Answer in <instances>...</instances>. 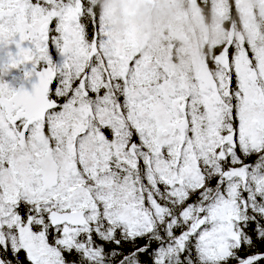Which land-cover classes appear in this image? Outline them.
<instances>
[{
  "label": "snow or ice",
  "instance_id": "6c2138e0",
  "mask_svg": "<svg viewBox=\"0 0 264 264\" xmlns=\"http://www.w3.org/2000/svg\"><path fill=\"white\" fill-rule=\"evenodd\" d=\"M176 2L0 0V264H264V0Z\"/></svg>",
  "mask_w": 264,
  "mask_h": 264
},
{
  "label": "rangeland",
  "instance_id": "374dc122",
  "mask_svg": "<svg viewBox=\"0 0 264 264\" xmlns=\"http://www.w3.org/2000/svg\"><path fill=\"white\" fill-rule=\"evenodd\" d=\"M105 2L111 3L115 9L114 16L117 19V27H121L120 21L123 19L120 11L119 0H105ZM180 10V0L176 3L170 4L162 18H158L157 10L150 8V6L142 5L138 15L135 17L136 22L140 25L142 36L150 43V46L165 49L168 46V41L173 37H177L181 46H187L189 44L195 46L200 40V33L203 31V26L191 18H185L183 22L177 25L174 32L165 34L164 29L169 21L175 19L177 13ZM186 34V38L184 36ZM164 40V41H163ZM20 69H12L8 75H5L3 79L8 81L15 87L18 81L13 80V76H20Z\"/></svg>",
  "mask_w": 264,
  "mask_h": 264
},
{
  "label": "water",
  "instance_id": "95a60500",
  "mask_svg": "<svg viewBox=\"0 0 264 264\" xmlns=\"http://www.w3.org/2000/svg\"><path fill=\"white\" fill-rule=\"evenodd\" d=\"M19 86V83L16 85V87H18ZM25 88L27 89V90H31V84H29V83H25Z\"/></svg>",
  "mask_w": 264,
  "mask_h": 264
},
{
  "label": "trees",
  "instance_id": "16d2710c",
  "mask_svg": "<svg viewBox=\"0 0 264 264\" xmlns=\"http://www.w3.org/2000/svg\"><path fill=\"white\" fill-rule=\"evenodd\" d=\"M163 41H164V40H163ZM139 243H141V244H142V243H143V241H139ZM153 247H155V245H153ZM241 255H244V253L242 252V253H241ZM22 256H23V254H22ZM142 259H147V257H143Z\"/></svg>",
  "mask_w": 264,
  "mask_h": 264
}]
</instances>
